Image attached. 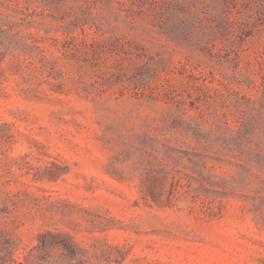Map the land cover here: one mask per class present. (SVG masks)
<instances>
[{
	"label": "rangeland",
	"instance_id": "rangeland-1",
	"mask_svg": "<svg viewBox=\"0 0 264 264\" xmlns=\"http://www.w3.org/2000/svg\"><path fill=\"white\" fill-rule=\"evenodd\" d=\"M40 238L264 264V0H0V257Z\"/></svg>",
	"mask_w": 264,
	"mask_h": 264
},
{
	"label": "trees",
	"instance_id": "trees-1",
	"mask_svg": "<svg viewBox=\"0 0 264 264\" xmlns=\"http://www.w3.org/2000/svg\"><path fill=\"white\" fill-rule=\"evenodd\" d=\"M54 250L59 252L55 264H104L86 258L87 252L73 238H40L36 248L29 251L22 261L16 260L9 251L0 257V264H48V258ZM111 262L108 260L107 263Z\"/></svg>",
	"mask_w": 264,
	"mask_h": 264
}]
</instances>
